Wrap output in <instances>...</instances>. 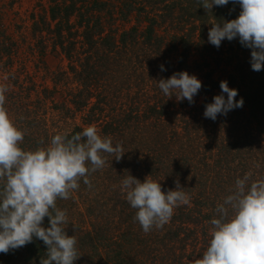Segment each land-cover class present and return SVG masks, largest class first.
Segmentation results:
<instances>
[{
  "label": "trees",
  "instance_id": "1",
  "mask_svg": "<svg viewBox=\"0 0 264 264\" xmlns=\"http://www.w3.org/2000/svg\"><path fill=\"white\" fill-rule=\"evenodd\" d=\"M239 11L231 2L206 11L199 0L0 4V68L12 79L10 89L20 90L8 95L3 108L14 99L18 106L27 88L39 98L42 91L51 94L55 85L40 90L36 78L45 57L57 56L67 65L55 75L74 80L64 113H84L69 135L95 126L124 152L119 161L103 153L104 166L88 175L91 187L81 179L69 199L56 200L66 212V234L77 240L74 264H196L210 239L216 205L236 179L264 178V69H251V50L237 39L224 40L219 48L207 41L211 23L233 19ZM182 70L202 83L191 104L168 99L158 87L159 79ZM221 80L237 89L243 106L213 121L203 111L220 93ZM34 113L39 121L38 110ZM40 142L24 134L20 147L35 150ZM128 174L157 181L162 191L179 181L189 203L176 207L167 224L145 233L120 190ZM14 258L40 264L46 246L34 239L0 253V264Z\"/></svg>",
  "mask_w": 264,
  "mask_h": 264
},
{
  "label": "clouds",
  "instance_id": "2",
  "mask_svg": "<svg viewBox=\"0 0 264 264\" xmlns=\"http://www.w3.org/2000/svg\"><path fill=\"white\" fill-rule=\"evenodd\" d=\"M230 2L239 5L238 15L211 23L207 41L219 48L222 41L237 39L251 50V69L259 72L264 69V0H199L206 11ZM160 70H166L163 64ZM158 87L168 99L191 104L202 83L182 70L159 79ZM219 88L203 111L213 121L243 106V98H237V89L226 80L220 81ZM6 92L0 86V253L39 239L46 246L40 264H74L79 257L77 240L66 234V212L57 208L56 200L69 199L81 179L91 187L88 175L104 166L103 153L119 161L124 152L91 125L72 135L55 134L47 147L23 150L24 133L3 108ZM249 181L248 174L236 179L234 189L216 205L210 239L196 264H264V178ZM175 184L174 189L162 191L160 183L151 179L141 181L128 174L121 180L120 190L136 209L134 219L145 233L167 224L176 207L189 203L179 181Z\"/></svg>",
  "mask_w": 264,
  "mask_h": 264
},
{
  "label": "rangeland",
  "instance_id": "3",
  "mask_svg": "<svg viewBox=\"0 0 264 264\" xmlns=\"http://www.w3.org/2000/svg\"><path fill=\"white\" fill-rule=\"evenodd\" d=\"M7 1L8 0H0V4L3 3L4 5L7 3ZM26 1L27 0H22V2L24 3ZM4 23L2 22L1 25L4 26ZM66 65L67 61H63L62 58L52 55L49 57L46 56L44 67L43 69H41L39 76L36 78V84L38 85L37 88L41 90L42 88H45V86H48V89L51 90V87L55 85V90L46 97L44 96L45 91H42V96L41 98H39L35 94H29L27 90L30 89L27 88L25 90L26 92H22L24 94V97L23 99L20 98L18 106L16 105V101L14 99V101L11 100L14 103H10L7 109L5 108L12 123L16 127H18L25 135H28L30 137L37 136L41 138L40 148L47 147V145L49 144L48 141L50 142V135L71 130L74 126L81 124V116L84 114L83 112H76V114L72 115L64 113L65 106L69 103L66 102V99H68L66 91L72 86L70 83L73 84L74 80H71L69 77L55 75V73L60 72V69L63 71ZM1 68L0 86H8L11 84L13 85V83H9L12 82V79L7 78L8 74L7 76L5 75V77L3 75L4 72ZM19 92L20 90L13 91L10 89V86H8L7 92L5 93V96L7 94L6 99L8 95L10 96L12 95V93H16L17 96ZM19 107H21V109ZM36 110H38L41 116V118H38L39 121L34 119V112ZM46 136L47 139L45 138ZM20 261L18 260V258H14V260L10 259L7 263L22 264V261Z\"/></svg>",
  "mask_w": 264,
  "mask_h": 264
}]
</instances>
